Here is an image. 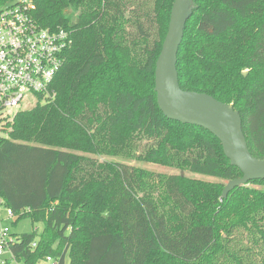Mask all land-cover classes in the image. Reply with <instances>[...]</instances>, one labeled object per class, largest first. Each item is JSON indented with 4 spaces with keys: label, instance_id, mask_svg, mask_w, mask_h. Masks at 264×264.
<instances>
[{
    "label": "trees",
    "instance_id": "1",
    "mask_svg": "<svg viewBox=\"0 0 264 264\" xmlns=\"http://www.w3.org/2000/svg\"><path fill=\"white\" fill-rule=\"evenodd\" d=\"M33 1L38 25L68 30L73 45L53 97L38 95L0 138L1 206L15 223L43 225L20 235L3 264H264V180L223 199L224 184L99 161L242 177L213 135L158 108L155 62L174 0ZM194 2L179 86L232 105L250 154L264 160V0ZM239 231L250 247H231Z\"/></svg>",
    "mask_w": 264,
    "mask_h": 264
},
{
    "label": "water",
    "instance_id": "2",
    "mask_svg": "<svg viewBox=\"0 0 264 264\" xmlns=\"http://www.w3.org/2000/svg\"><path fill=\"white\" fill-rule=\"evenodd\" d=\"M196 9L194 0H174L167 33L155 62L154 92L158 108L168 120L209 132L220 142L230 165L241 172V178L228 181L224 186L222 198L225 199L235 188L250 181H263L264 160L250 154L240 114L232 105L204 93L184 91L179 86L177 54L185 26Z\"/></svg>",
    "mask_w": 264,
    "mask_h": 264
},
{
    "label": "built area",
    "instance_id": "3",
    "mask_svg": "<svg viewBox=\"0 0 264 264\" xmlns=\"http://www.w3.org/2000/svg\"><path fill=\"white\" fill-rule=\"evenodd\" d=\"M34 11L33 0H13L0 6V130L23 111L21 105L27 95L43 97L50 93L65 62V53L73 45L68 30L40 27ZM6 212L12 217L10 210ZM15 242L8 230L0 226V257ZM46 261L57 264L51 258ZM3 262L0 259V264Z\"/></svg>",
    "mask_w": 264,
    "mask_h": 264
},
{
    "label": "rangeland",
    "instance_id": "4",
    "mask_svg": "<svg viewBox=\"0 0 264 264\" xmlns=\"http://www.w3.org/2000/svg\"><path fill=\"white\" fill-rule=\"evenodd\" d=\"M3 0L0 3V6L3 5L6 2H13V0ZM54 93L50 91L49 94L43 96L42 102L45 103L48 99L52 98ZM38 103V97L37 95H27L25 97L24 102L21 105V109L23 111H28L32 108H34ZM14 118L12 120H8L5 124H3L2 129L0 130V137L2 139L8 138V133L11 131V126L13 124ZM5 122V121H4ZM100 162H120L127 164L129 166L137 167V168H143L148 171L165 175V176H171V175H182L186 177L187 179H192V180H197V181H202V182H208V183H216V184H224V186L227 184L225 181H221L215 178H210V177H205L197 174H192L188 171H179L176 169L168 168V167H163L161 165L157 164H148V163H139L136 161H125L121 159H114V158H107V157H102L99 160ZM17 217H10L7 215L6 209L0 205V226L2 229H7L8 232L11 235H15L14 238L17 240L20 238V235L22 234H28L31 232H36L37 235L41 233L43 230V225L41 223H32L29 218H21L19 219L16 223ZM235 242L232 243L231 247L235 246V250H239L245 246L250 247L251 245H248L247 238L245 237V233L242 231H239L237 234L234 236ZM9 254H4L3 256L0 257L1 261H4V259H8ZM255 258V256H254ZM8 264H22V263H17L15 261L9 262ZM37 264H50L46 260H42L38 262ZM65 264H68V259H66Z\"/></svg>",
    "mask_w": 264,
    "mask_h": 264
}]
</instances>
